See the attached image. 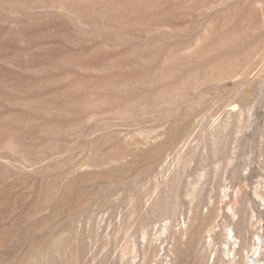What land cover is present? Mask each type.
Here are the masks:
<instances>
[{
    "label": "rangeland",
    "instance_id": "374dc122",
    "mask_svg": "<svg viewBox=\"0 0 264 264\" xmlns=\"http://www.w3.org/2000/svg\"><path fill=\"white\" fill-rule=\"evenodd\" d=\"M0 264H264V0H0Z\"/></svg>",
    "mask_w": 264,
    "mask_h": 264
},
{
    "label": "bare ground",
    "instance_id": "6f19581e",
    "mask_svg": "<svg viewBox=\"0 0 264 264\" xmlns=\"http://www.w3.org/2000/svg\"><path fill=\"white\" fill-rule=\"evenodd\" d=\"M228 158H230V157H228ZM224 169V168H223ZM216 170V169H215ZM217 174V173H216ZM223 183V182H222ZM223 191V190H222ZM225 192V191H224ZM227 233V232H226ZM230 233V232H229ZM227 237V236H226ZM226 240V239H225ZM231 240V239H230ZM228 243V242H227ZM231 245H233V244H231ZM226 252V251H225Z\"/></svg>",
    "mask_w": 264,
    "mask_h": 264
}]
</instances>
